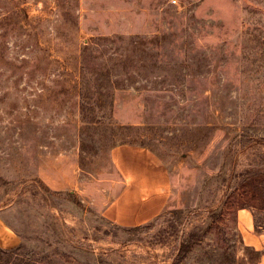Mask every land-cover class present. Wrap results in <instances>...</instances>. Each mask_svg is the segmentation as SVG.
<instances>
[{
  "label": "rangeland",
  "instance_id": "rangeland-1",
  "mask_svg": "<svg viewBox=\"0 0 264 264\" xmlns=\"http://www.w3.org/2000/svg\"><path fill=\"white\" fill-rule=\"evenodd\" d=\"M120 143L169 172L143 224L102 214ZM240 209L264 233V0H0V264H258Z\"/></svg>",
  "mask_w": 264,
  "mask_h": 264
},
{
  "label": "crops",
  "instance_id": "crops-1",
  "mask_svg": "<svg viewBox=\"0 0 264 264\" xmlns=\"http://www.w3.org/2000/svg\"><path fill=\"white\" fill-rule=\"evenodd\" d=\"M110 158L122 185L102 209L103 216L119 225L132 226L159 215L169 198L170 178L155 153L144 146L120 143L110 148ZM237 217L243 241L260 250L258 264H264V233L255 230L249 210H238ZM18 241L0 216V246L11 247Z\"/></svg>",
  "mask_w": 264,
  "mask_h": 264
},
{
  "label": "trees",
  "instance_id": "trees-1",
  "mask_svg": "<svg viewBox=\"0 0 264 264\" xmlns=\"http://www.w3.org/2000/svg\"><path fill=\"white\" fill-rule=\"evenodd\" d=\"M196 235L194 233L192 234H189L188 238L187 239H193ZM191 244V241L189 243H187V241L185 240V242H183L180 246V250H179V253H181L183 255V253H186L188 250H189V246ZM259 256V253L256 252Z\"/></svg>",
  "mask_w": 264,
  "mask_h": 264
},
{
  "label": "built area",
  "instance_id": "built-area-1",
  "mask_svg": "<svg viewBox=\"0 0 264 264\" xmlns=\"http://www.w3.org/2000/svg\"><path fill=\"white\" fill-rule=\"evenodd\" d=\"M172 1V3H175L176 2V0H171Z\"/></svg>",
  "mask_w": 264,
  "mask_h": 264
}]
</instances>
